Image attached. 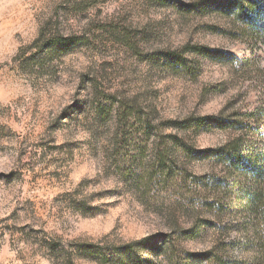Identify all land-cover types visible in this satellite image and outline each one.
<instances>
[{"label": "rangeland", "instance_id": "1", "mask_svg": "<svg viewBox=\"0 0 264 264\" xmlns=\"http://www.w3.org/2000/svg\"><path fill=\"white\" fill-rule=\"evenodd\" d=\"M255 25L231 0H0V264L250 261L203 151L264 146Z\"/></svg>", "mask_w": 264, "mask_h": 264}, {"label": "trees", "instance_id": "2", "mask_svg": "<svg viewBox=\"0 0 264 264\" xmlns=\"http://www.w3.org/2000/svg\"><path fill=\"white\" fill-rule=\"evenodd\" d=\"M231 2L239 5L245 21L256 22L252 30L253 34L264 42V0H231ZM193 50L207 56L218 57L219 55L199 46H195ZM229 57L237 62L232 56ZM204 121L209 124H219L218 118L214 117H208ZM203 153L209 154V157L230 170L233 179L228 186L230 195L240 206L242 213L249 215L255 222L250 228L238 230L245 239L240 245V258H246V254L252 252L250 261L241 260L238 264H264V146L260 152L245 157L240 149L239 140H232L221 147L205 150ZM246 180L249 181L250 188L237 194L234 188H239Z\"/></svg>", "mask_w": 264, "mask_h": 264}]
</instances>
